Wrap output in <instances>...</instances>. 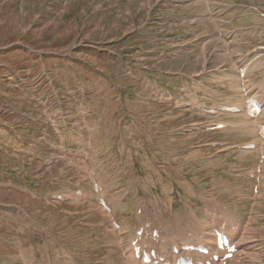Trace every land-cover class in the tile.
<instances>
[{"label": "rangeland", "instance_id": "1", "mask_svg": "<svg viewBox=\"0 0 264 264\" xmlns=\"http://www.w3.org/2000/svg\"><path fill=\"white\" fill-rule=\"evenodd\" d=\"M262 46L264 0H0V264H123L92 175L127 230L147 209L203 216L204 199L235 212L218 192L246 185L228 169L257 165L239 148L253 136L193 106Z\"/></svg>", "mask_w": 264, "mask_h": 264}, {"label": "bare ground", "instance_id": "2", "mask_svg": "<svg viewBox=\"0 0 264 264\" xmlns=\"http://www.w3.org/2000/svg\"><path fill=\"white\" fill-rule=\"evenodd\" d=\"M254 123L255 122L250 121L249 119H246V118L241 120V123H239V124L241 126L240 128L243 130V134L254 136V134H253L254 125H255ZM247 146H249L248 143H247ZM257 149H259L258 145H255L254 150L256 151ZM254 150L248 149L249 152L250 151L253 152ZM103 193L104 192H102V195H103ZM108 203L112 207H109L110 208V211H109L110 214H107V215L111 218H115L117 216V208H118L119 204L116 203V204L112 205L110 200H108ZM211 207H212L211 205L208 206V208H211ZM192 213L193 212L188 214V216H189V217L187 216L188 218L185 217L186 219L183 218V220H181V219L179 220L178 223L180 225H184L186 222H188V223L185 225V227L180 228L173 235L171 233L163 231L162 229L165 226L159 221L158 218H155L158 221L161 228L157 224H154L156 228H152L149 225L143 227V235H142L141 241H139V242L143 243L148 248L155 249L157 252H159V254L161 256L165 257L169 254V252L174 250V248H180V247L186 246V245H196V244L201 245L202 243L209 242L213 236L210 233H204V230L209 232L211 230L212 226H216L217 224H225V227L228 228V230L230 227L234 228V231H229V233L228 232H226V233L229 234L228 236L232 240V243H236L243 250L242 254H241L243 262L244 263H251V261H249V258H251V257H249L248 251H247L250 249V247L246 243L245 233L241 230V228H239V224H238L237 220L232 219V218H226V217H224V215L219 216L218 213L215 214L216 216L209 214L208 217H209L210 225L205 229L204 227H202V224L199 221H197L195 215ZM149 217H153V216L148 214V216L146 218L154 223V220H152ZM154 229H159V231H160L161 236L158 237V239H153V237H152V232ZM132 230H133V228L131 230H129V229L125 230L126 236L128 235L129 239L126 243L122 242L121 248L123 250L124 257L127 260V264H140V262L134 258L133 253H132V249L130 247L131 243L134 240L139 239V237L136 234H134V235L132 234ZM202 231H203V233L201 234ZM175 234H178L179 237L174 238Z\"/></svg>", "mask_w": 264, "mask_h": 264}]
</instances>
